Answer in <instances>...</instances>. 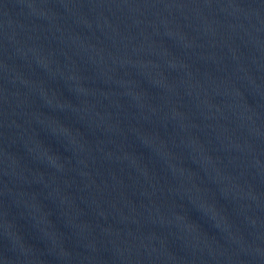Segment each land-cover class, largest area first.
<instances>
[{"label": "water", "instance_id": "1", "mask_svg": "<svg viewBox=\"0 0 264 264\" xmlns=\"http://www.w3.org/2000/svg\"><path fill=\"white\" fill-rule=\"evenodd\" d=\"M0 264H264V0H0Z\"/></svg>", "mask_w": 264, "mask_h": 264}]
</instances>
